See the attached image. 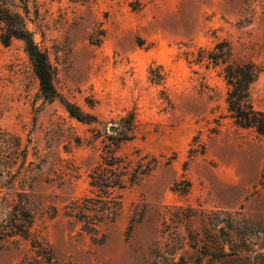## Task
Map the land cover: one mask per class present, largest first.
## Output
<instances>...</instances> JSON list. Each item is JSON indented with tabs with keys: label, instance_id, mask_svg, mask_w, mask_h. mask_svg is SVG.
I'll return each mask as SVG.
<instances>
[{
	"label": "rangeland",
	"instance_id": "rangeland-1",
	"mask_svg": "<svg viewBox=\"0 0 264 264\" xmlns=\"http://www.w3.org/2000/svg\"><path fill=\"white\" fill-rule=\"evenodd\" d=\"M6 4L46 52L55 96L41 92L24 41L2 43L0 21V196L8 182L31 191L34 227L63 262L220 264L224 212L264 221V135L224 116L223 64L207 58L225 41L231 60L260 66L252 94L264 109V0ZM129 115L121 152L139 148L158 165L123 192L98 243L63 206L87 192L88 172ZM25 252L24 242L2 247L0 264H25Z\"/></svg>",
	"mask_w": 264,
	"mask_h": 264
},
{
	"label": "trees",
	"instance_id": "trees-1",
	"mask_svg": "<svg viewBox=\"0 0 264 264\" xmlns=\"http://www.w3.org/2000/svg\"><path fill=\"white\" fill-rule=\"evenodd\" d=\"M0 21L4 24L2 43L9 44L13 37L24 41L41 92L45 98H53L55 88L48 56L34 42L22 15L12 11L6 0H0ZM215 47L216 50L209 52L207 58L215 65L223 64L222 73L228 87L224 116L236 126L264 135V109L256 106L252 94V84L261 71L260 66L252 61L231 60L228 42H219ZM69 112L82 120L71 108ZM125 121L124 130L116 131L118 136L113 145L105 149L100 160L88 172L87 192L70 199L63 206V215L98 243L106 238L105 226L114 223L121 215L123 192L137 185L158 165L156 157L139 148L121 152L123 144L131 139L129 132L133 129L132 116L129 115ZM191 152L196 153L197 149L191 148ZM5 185L7 191L0 196V248L18 247L24 242L26 252L22 260L25 264H81L63 262L53 246L35 229L36 207L31 191L22 186L15 187L14 182ZM188 187L189 182L184 187L175 183L179 192H186ZM52 210L51 215L54 216L57 209L52 206ZM223 215L222 246H215L220 264H264V221L253 224L239 211H226ZM202 223L204 230H207L206 224L213 225L210 217L209 222ZM195 241L197 244L198 240ZM210 244L214 242H205L203 246Z\"/></svg>",
	"mask_w": 264,
	"mask_h": 264
}]
</instances>
